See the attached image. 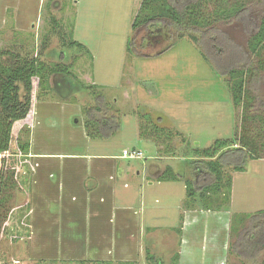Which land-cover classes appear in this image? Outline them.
Segmentation results:
<instances>
[{
  "label": "rangeland",
  "instance_id": "374dc122",
  "mask_svg": "<svg viewBox=\"0 0 264 264\" xmlns=\"http://www.w3.org/2000/svg\"><path fill=\"white\" fill-rule=\"evenodd\" d=\"M139 4L140 0H0V49L10 48L35 55L41 52L39 58L47 64H74L73 70L79 81L65 74H52L48 91L36 100L34 110L39 112L44 122L52 121L56 126L66 122L71 127L76 126L78 121L87 122L90 117L89 110L96 106L102 108L101 112L95 114L98 119L114 115L118 117L121 126L116 133L109 135L107 142L98 138L94 141L96 143L89 141L85 146L67 144L63 151L69 149L78 154H90L89 147L93 144L92 147H95L96 151L105 152L109 149L112 154L122 155L124 147L133 149V146H136L139 150L143 148V158L148 157L156 150L155 143L136 137V128L145 123L146 128L160 130L155 134L152 132L151 137L156 142H166L165 155H183L177 159L185 171L186 164L190 161L185 160L184 155L186 158H192L193 150L197 147L205 149L209 145L214 146V142L218 140H235L246 133L241 130L245 108L243 104L233 103L229 78L218 74L215 65L204 57L201 48L188 35L180 39L175 37L169 49L167 43L141 50L140 55L129 51V37L134 35L137 38L141 33L131 28ZM263 15L264 0L252 3L253 21L258 23ZM53 19L63 25L64 32H72L74 38L90 50L93 59H90L84 50L63 44L64 38L52 31ZM215 26L233 42V45L248 51L247 41L250 33L244 29L241 21H222ZM62 54H65V59ZM261 58L264 60V51ZM256 60L258 58L249 55V61L255 66ZM258 91V98L264 101V79L259 83ZM100 95L106 104L98 102L97 97ZM59 96L69 99L66 106L58 104ZM76 101L79 102V109L72 104ZM255 106L253 103L248 109L251 117H257L253 125L255 129L249 130L246 136H254L257 139L256 144L261 148L264 146V127L261 129L264 125V108ZM250 120L248 122H251ZM92 125L91 132L95 128V124ZM58 149L54 147L52 150L59 151ZM260 150L263 158L247 161L244 171H234L228 167L231 173L227 172L225 183L227 185L230 176L234 178L231 193L235 197L234 210L238 212L235 224L239 221L233 232L234 244L239 240L240 230L248 224V219L243 220L242 217L250 212L264 210V149ZM200 170V176H205L206 170L202 167ZM167 172L168 176H177L178 170ZM186 172L190 173V169ZM192 181L196 184L193 179ZM173 184L175 187L168 189L172 190L171 192H161L156 194V197L152 193L147 199L149 205H155L149 208V214L162 213V225H168L167 229L164 228L158 234L167 237L168 251L162 255L169 259L167 264H171L167 253L174 247L179 248V232H172L171 226H177L176 218L181 203L185 201L186 192L183 182ZM193 184L190 182V185L195 187ZM217 186L212 184L208 194L198 202L203 204L202 207L227 205L225 195L228 190L218 191L220 185ZM29 193L22 190L15 192L8 200L7 206L0 209V262L81 264L48 259L42 256L44 254L37 252L38 248L32 245L30 237L13 242L5 235V229L10 225L21 226L27 223L25 208L28 203L30 218ZM156 206L161 212L155 209ZM21 214L23 219L18 223L17 219L19 220ZM147 248L149 244L145 243L141 260L146 262ZM201 253L202 250L200 255ZM159 254L161 253L158 249L155 256ZM231 264H264V249L261 253L250 254L249 258L232 254Z\"/></svg>",
  "mask_w": 264,
  "mask_h": 264
},
{
  "label": "crops",
  "instance_id": "0c3cea01",
  "mask_svg": "<svg viewBox=\"0 0 264 264\" xmlns=\"http://www.w3.org/2000/svg\"><path fill=\"white\" fill-rule=\"evenodd\" d=\"M57 98L59 105L66 106L69 101L65 96ZM72 104L79 109L78 101ZM79 123L72 126L74 129L66 122L56 126L52 121L44 122L37 110L33 112L28 161L29 237L40 255L81 264H167L169 259L162 257L168 251L167 237L158 234L168 225H162V213L149 214L153 204L149 205L147 199L152 193L156 197L161 192H171L168 189L175 187L173 183L183 182L185 201L179 207L176 228L171 226L172 232H179V248L174 247L167 253L171 264L227 262L229 230L235 212L233 193L227 205L202 207L198 203L201 202L199 194L206 181L201 180V166L190 162L184 171L177 159L183 155H165L166 142H156L152 133H145V123L136 128V137L155 143L156 150L148 157H125L123 151L127 147L123 148L122 155L112 154L109 149L100 152L93 144L89 147L92 154L63 151L67 144L85 146L98 138L106 142L110 139L105 135L91 137L86 121ZM54 147L59 151H53ZM184 157L188 161L203 159L196 155ZM189 169L190 173L186 172ZM168 170H178L177 176H168ZM224 171L231 173L227 165ZM232 181L234 184V178ZM189 182L197 190L195 198L187 195ZM155 209L161 212L158 206ZM145 243L149 244L147 262L141 260ZM158 249L161 254L155 256Z\"/></svg>",
  "mask_w": 264,
  "mask_h": 264
},
{
  "label": "trees",
  "instance_id": "16d2710c",
  "mask_svg": "<svg viewBox=\"0 0 264 264\" xmlns=\"http://www.w3.org/2000/svg\"><path fill=\"white\" fill-rule=\"evenodd\" d=\"M255 1L260 0H140L131 28L141 33L137 38L134 35L129 37L128 50L140 55L141 50L167 43H169V49L175 37L180 39L188 35L198 44L204 57L215 65L219 73L229 78L233 103L243 104L245 108L241 130L249 134V130L255 129L253 125L257 117H251L248 109L253 103L254 106L260 105L264 108V101L258 98V86L264 79V60L261 58L264 51V15L259 18L258 23L251 18V4ZM222 21L243 23L244 29L250 33L247 52L233 45V42L215 26ZM63 30V25L53 19L52 31L64 38L63 44L78 47L84 50L90 59H93L90 50L76 40L72 32L67 34ZM40 53L35 55V53H22L10 48L0 49V154L2 155L0 209L7 206L8 200L15 192L19 190L27 194L30 192L28 161L32 118L36 100L49 89V78L52 74L61 73L79 81L78 75L73 70L74 64H47L39 58ZM62 55L64 59L65 54ZM249 55L258 58L257 66L249 61ZM87 86L92 85L87 84ZM97 99L100 104H106L102 95ZM101 110L100 106H96L88 112L90 117L85 125L91 137L109 136L120 127L116 115L98 119L95 114ZM91 123L95 124L92 132L90 131V126H93ZM262 127L264 125L261 129ZM108 129L110 132L105 131ZM159 131L157 128L155 130L147 128L145 133L155 134ZM246 133H241L242 135L235 140L222 139L214 142V146L209 148L193 150V155L203 159L190 162L206 170V175H202L201 180L208 182L200 191V200L208 194L212 184L215 186L219 184L218 191L228 190L225 195L228 202L231 196L232 176L227 180L226 185L227 174L224 167L227 165L234 171H244L247 161L263 158L260 149H264V146L259 148L256 144L257 139L254 136H246ZM227 147L231 149L227 150ZM187 193L189 197L197 196V190L190 185V182L187 184ZM25 209L27 223L21 226L10 225L5 229V235L13 242L30 236L29 203ZM22 219L21 214L19 220L17 219L18 223ZM0 264L4 263L0 262Z\"/></svg>",
  "mask_w": 264,
  "mask_h": 264
},
{
  "label": "flooded vegetation",
  "instance_id": "af4514ba",
  "mask_svg": "<svg viewBox=\"0 0 264 264\" xmlns=\"http://www.w3.org/2000/svg\"><path fill=\"white\" fill-rule=\"evenodd\" d=\"M64 59H65V56H64ZM217 72L220 76L226 77V76L221 75L218 70ZM229 149H231V147H227V150ZM237 213L235 211L232 214L233 223L231 224V228L229 230L230 243H229V248L227 251V260H226L227 262L225 264H231L232 254L238 255L240 258H245V257L249 258L250 254H253V253L257 254L258 252L261 253V251L264 249V210H259L253 213L250 212V214H245V217L244 216L242 217L243 220L248 219L247 220L248 224H246V226H244L240 230L239 237H238L239 240L237 241L236 244H234L233 232L235 231L237 227L236 224L239 223V221H237L235 224V220L238 217ZM229 216H230V213H229Z\"/></svg>",
  "mask_w": 264,
  "mask_h": 264
},
{
  "label": "built area",
  "instance_id": "2783aa9c",
  "mask_svg": "<svg viewBox=\"0 0 264 264\" xmlns=\"http://www.w3.org/2000/svg\"><path fill=\"white\" fill-rule=\"evenodd\" d=\"M123 155L125 157H131V158H141L143 156V152L139 149L133 148V149H125L123 151ZM2 159V155L0 154V160Z\"/></svg>",
  "mask_w": 264,
  "mask_h": 264
},
{
  "label": "water",
  "instance_id": "95a60500",
  "mask_svg": "<svg viewBox=\"0 0 264 264\" xmlns=\"http://www.w3.org/2000/svg\"><path fill=\"white\" fill-rule=\"evenodd\" d=\"M0 168H1V160H0Z\"/></svg>",
  "mask_w": 264,
  "mask_h": 264
}]
</instances>
